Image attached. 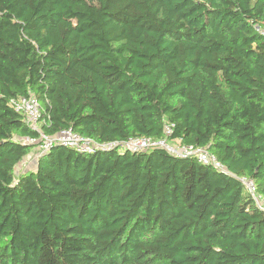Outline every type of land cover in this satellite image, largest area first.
I'll return each mask as SVG.
<instances>
[{"label":"trees","instance_id":"16d2710c","mask_svg":"<svg viewBox=\"0 0 264 264\" xmlns=\"http://www.w3.org/2000/svg\"><path fill=\"white\" fill-rule=\"evenodd\" d=\"M264 0H0V264H264ZM135 137L206 148L226 169L164 149L80 154Z\"/></svg>","mask_w":264,"mask_h":264},{"label":"built area","instance_id":"2783aa9c","mask_svg":"<svg viewBox=\"0 0 264 264\" xmlns=\"http://www.w3.org/2000/svg\"><path fill=\"white\" fill-rule=\"evenodd\" d=\"M254 28L264 38V25H256ZM10 105L16 113L22 116L25 125L38 134L37 138L24 139L23 143L36 148L39 150L40 154L56 145L66 147L80 154L88 155L100 149L112 148L128 150L132 153L147 152L153 149H164L176 157H195L202 164L226 173V169L206 148L184 146L178 142L171 141L170 136L174 126L172 124L164 125V136L160 139L135 137L123 142L99 144L93 139L82 137L72 129H65L51 136L44 134L42 126L45 124V119H43L41 107L34 97H19L17 99H12ZM239 180L254 200L256 206L264 210L261 203L263 198L256 192L254 182L247 178H239Z\"/></svg>","mask_w":264,"mask_h":264},{"label":"rangeland","instance_id":"374dc122","mask_svg":"<svg viewBox=\"0 0 264 264\" xmlns=\"http://www.w3.org/2000/svg\"><path fill=\"white\" fill-rule=\"evenodd\" d=\"M33 149L24 157V159L15 167L14 175L18 177L21 174L33 172L37 167L39 150L32 147ZM262 207H264V201H261Z\"/></svg>","mask_w":264,"mask_h":264}]
</instances>
